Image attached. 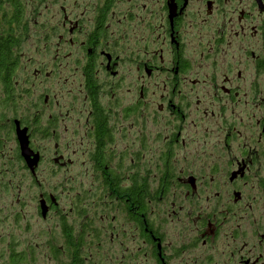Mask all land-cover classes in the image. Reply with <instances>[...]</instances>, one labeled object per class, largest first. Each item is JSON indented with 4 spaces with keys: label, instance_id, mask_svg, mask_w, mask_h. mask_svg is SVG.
<instances>
[{
    "label": "flooded vegetation",
    "instance_id": "flooded-vegetation-1",
    "mask_svg": "<svg viewBox=\"0 0 264 264\" xmlns=\"http://www.w3.org/2000/svg\"><path fill=\"white\" fill-rule=\"evenodd\" d=\"M79 1L77 8L63 10L55 57L67 58L73 70L64 84L65 115L52 100L56 109L45 122L38 116L34 123L19 120L40 155L35 179L43 165L57 175L86 179L81 183L87 205L78 216L92 232L100 225L112 243L122 234L129 237V260L145 249L147 264H172L187 244L193 248L199 241L211 253L202 259L200 254L195 264H264V219L254 215L258 205L264 207V0H159L153 11L152 0H140L148 11L140 43L122 34L123 25L139 24L137 14L115 12L120 2L132 0ZM191 32L197 34L195 45ZM62 45L67 57H60ZM195 54L202 73H195L197 79L190 78ZM160 75L163 81L154 87L162 88L155 92L152 80ZM199 95L212 98L210 108L242 111L246 120L213 130L212 143L197 138L188 145V119L209 109ZM14 124L9 130L16 136ZM40 140L53 146L35 147ZM181 158L186 165L179 167ZM22 163L30 172L23 158ZM40 197L48 218L59 201ZM160 215L162 221L175 217L186 231L192 222L194 229L170 246L159 230ZM260 229L253 242L252 233ZM234 235L243 242L239 248L230 241Z\"/></svg>",
    "mask_w": 264,
    "mask_h": 264
},
{
    "label": "rangeland",
    "instance_id": "rangeland-1",
    "mask_svg": "<svg viewBox=\"0 0 264 264\" xmlns=\"http://www.w3.org/2000/svg\"><path fill=\"white\" fill-rule=\"evenodd\" d=\"M19 1L23 9L24 26L22 42L16 51L17 64L13 74L12 89L6 93L4 89L0 88V124L4 125L0 127V264H10V256L13 252L23 255L24 261H20V264H68V249L66 250L63 221L76 234L78 233L77 235L83 234V240H81L83 264H119L122 260L125 264H147L148 258L145 249L137 252L138 254L134 253L135 256L132 255L131 260L128 259L130 250L134 246L129 237L122 234L119 238H115L112 243L110 234L101 235L98 231L100 225L95 224L96 231L92 232L90 226L87 228L88 224L85 220L81 219V215L78 216V212L82 213L83 207L87 205L86 196H84L87 188L84 190L85 187L81 183L86 179L78 178L75 174L67 172L57 175L48 170L46 165H43L37 173V179L33 180L24 170L22 161L17 157L16 136L9 130L11 121L15 119L34 123L38 116L42 122H45L53 114V109H56L52 100L54 102L58 100L63 115L66 113L67 108L63 107L68 104L69 97L67 94L68 87H64V84L70 82L73 70L66 65L67 58L60 62V60L56 61L55 57L59 36L63 35L60 30L63 10L69 11L77 8L76 1L78 0ZM79 3L85 4L86 2L80 0ZM143 4L145 2L132 0V2L126 1V5L125 1L120 2L115 7V12H118L117 17H122L124 12H129V10L137 14V23L139 21V24L132 27H123L125 26L123 25L122 34L125 38L126 35L133 39L137 36L139 43L147 34L145 21L148 17V11L141 10ZM149 4L153 11L159 8L160 2L159 0H152V4ZM189 35L191 36L190 45H195L194 41L197 39V34L191 32ZM61 51L63 55L60 57L68 56L67 45L60 47L59 54ZM191 51L194 49L191 48ZM193 57L197 59V63L192 71L193 77L190 78L197 79L198 76L195 73H201L200 59L196 54ZM162 81L163 76L161 75L154 78L152 90L159 92L162 86L158 84L160 86L154 87V83ZM193 86L192 84L191 88ZM46 96L51 98V104L47 107L43 105ZM198 97L200 100H206V105L209 107L211 97L203 98L202 95ZM193 99V107L196 108V98ZM158 102L156 99L155 106L158 105ZM201 111L204 113L201 112L197 118H194V115L190 118L194 120V124L190 123V119L187 121L189 139L186 142L188 145H191L197 138L200 142L204 140L205 145L209 141L212 143L213 130L220 127L224 131L228 122L241 124V119L246 120L242 111L232 112L230 108L226 112L220 111L218 106L213 109L209 107L206 113L203 109ZM212 112L215 114L213 115ZM159 120L158 124L163 125L164 122L160 117ZM69 121L70 119H67L66 124H71ZM33 144L35 147L47 150L53 146L51 143L41 140L35 141ZM179 161V167L186 165L182 158ZM193 162L190 160L188 163L192 164ZM41 194L54 197L59 201L58 208L48 218L46 216L47 219L39 213ZM257 207V210L254 209V215L264 219L263 205ZM159 217L160 221L164 219L161 215ZM256 220L260 223L258 218ZM115 226L120 227V222H117ZM193 229L192 222H189L186 231V225L176 220L175 217L174 220L173 218L163 220L162 224L159 225V230L165 234L167 239L166 244H170V246H173L176 241L181 244L192 233ZM260 230L261 232L254 231L252 233L251 240L253 242H257L260 234L263 233V230ZM257 233L259 237H257ZM238 238H235L234 235L230 241L232 243L235 239L236 247L239 248L243 242ZM195 245L196 247L192 248L191 243L187 244V252L175 259L173 258L172 264H195L197 263L195 258L199 260L200 254L202 259L204 254L211 253L203 247L201 242L198 241ZM141 246L142 244L139 243V248ZM53 248L56 249V255ZM183 249L185 248L183 247Z\"/></svg>",
    "mask_w": 264,
    "mask_h": 264
},
{
    "label": "trees",
    "instance_id": "trees-1",
    "mask_svg": "<svg viewBox=\"0 0 264 264\" xmlns=\"http://www.w3.org/2000/svg\"><path fill=\"white\" fill-rule=\"evenodd\" d=\"M23 26V9L20 1L0 0V88L4 89L6 93L12 89V79L17 64L16 51L22 42ZM21 121L25 122V120ZM21 121L19 122L21 123ZM11 122L14 123L15 119ZM17 155V157L22 161L19 148L17 149ZM28 174L33 180H35V175L32 174L31 171L28 172ZM42 200L44 199H41L39 203ZM144 209L145 208L140 206L141 211H144ZM141 226L143 229L144 225H142V223ZM63 228L64 238L67 246L66 250L68 249V264H83L84 257L81 252L83 249L81 247V235L78 237L73 236L72 229L68 227L64 221ZM53 249L55 254L56 249ZM22 256L23 255L20 253L13 252L10 256V264H20V261H24Z\"/></svg>",
    "mask_w": 264,
    "mask_h": 264
},
{
    "label": "water",
    "instance_id": "water-1",
    "mask_svg": "<svg viewBox=\"0 0 264 264\" xmlns=\"http://www.w3.org/2000/svg\"><path fill=\"white\" fill-rule=\"evenodd\" d=\"M16 125V137L19 144V149L21 152V157L26 162L27 167L32 172V174H36V169L40 163V155L39 153H35L30 148V140L28 135L27 128H21L20 122L15 121ZM40 209L42 211V217L46 218L47 216V208L44 200L40 202Z\"/></svg>",
    "mask_w": 264,
    "mask_h": 264
}]
</instances>
